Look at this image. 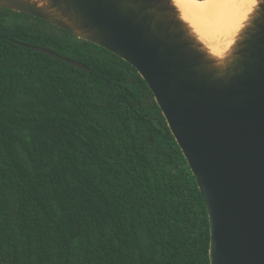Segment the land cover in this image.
<instances>
[{
	"label": "trees",
	"instance_id": "1",
	"mask_svg": "<svg viewBox=\"0 0 264 264\" xmlns=\"http://www.w3.org/2000/svg\"><path fill=\"white\" fill-rule=\"evenodd\" d=\"M208 251L203 196L137 70L0 7V264H210Z\"/></svg>",
	"mask_w": 264,
	"mask_h": 264
},
{
	"label": "water",
	"instance_id": "2",
	"mask_svg": "<svg viewBox=\"0 0 264 264\" xmlns=\"http://www.w3.org/2000/svg\"><path fill=\"white\" fill-rule=\"evenodd\" d=\"M133 66L195 177L210 264H264V0L221 59L171 0H0ZM89 71L82 63L51 51Z\"/></svg>",
	"mask_w": 264,
	"mask_h": 264
},
{
	"label": "bare ground",
	"instance_id": "3",
	"mask_svg": "<svg viewBox=\"0 0 264 264\" xmlns=\"http://www.w3.org/2000/svg\"><path fill=\"white\" fill-rule=\"evenodd\" d=\"M192 35L215 58H223L247 26L258 0H171Z\"/></svg>",
	"mask_w": 264,
	"mask_h": 264
}]
</instances>
